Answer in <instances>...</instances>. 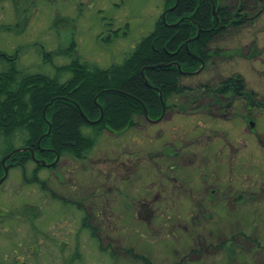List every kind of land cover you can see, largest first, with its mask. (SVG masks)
Masks as SVG:
<instances>
[{
	"label": "rangeland",
	"instance_id": "374dc122",
	"mask_svg": "<svg viewBox=\"0 0 264 264\" xmlns=\"http://www.w3.org/2000/svg\"><path fill=\"white\" fill-rule=\"evenodd\" d=\"M247 6V23L210 44L220 55L211 52V65L182 78L194 92L170 98L159 121L138 115L120 134L92 131L97 146L83 162L9 169L0 184V264H144L142 255L147 264H264V106L248 110L227 94L210 101L202 88L212 95L238 75L264 103V0ZM163 7L164 0H0V50L24 47L26 63L41 62L40 48L74 43L72 55L107 68L155 29ZM63 58L43 69L55 76ZM215 103L232 109L219 117ZM250 122L262 137L249 133Z\"/></svg>",
	"mask_w": 264,
	"mask_h": 264
},
{
	"label": "trees",
	"instance_id": "16d2710c",
	"mask_svg": "<svg viewBox=\"0 0 264 264\" xmlns=\"http://www.w3.org/2000/svg\"><path fill=\"white\" fill-rule=\"evenodd\" d=\"M238 1L231 0L230 5L223 0H164L163 11L176 5L165 22L160 17L155 29L141 38L122 62L107 68L72 55L74 43L54 52L40 48L41 62L26 63L24 47L13 53L0 50V179L4 167L11 168L13 162L33 163L37 166L34 172L44 168L35 160L51 164L58 156L55 165L65 158L83 162L97 146L96 135L132 129L137 125L134 118L144 117V108L148 118L158 119L161 100L167 108L170 97L194 92L182 85L177 70V65L182 72L200 67L188 53L201 58L205 67L211 65V52L213 56L220 53L208 50L210 44L247 23L248 0ZM54 56L66 60L55 76L48 71L49 66L43 69ZM202 88L209 97H238L245 90L238 75L221 81L212 95L208 87ZM92 131H96L95 136Z\"/></svg>",
	"mask_w": 264,
	"mask_h": 264
},
{
	"label": "flooded vegetation",
	"instance_id": "af4514ba",
	"mask_svg": "<svg viewBox=\"0 0 264 264\" xmlns=\"http://www.w3.org/2000/svg\"><path fill=\"white\" fill-rule=\"evenodd\" d=\"M32 5H30V7H31ZM170 9V8H169ZM242 9V12H246V11H244L243 9V7L241 8ZM167 11V9L165 10V11H162V13H161V17H162V21L163 22H165V18H166V15L169 13V12H166ZM213 13H214V10H213ZM185 19H187V20H189L190 18L189 17H187V18H185ZM181 21H183V19L182 20H179V21H177L175 24H172L171 26H176V25H178ZM208 50H212L213 51V49L212 48H208ZM188 55H190V58L189 59H197L198 61H199V64H200V68L203 70V68H205V63H204V61L201 59V58H196V56H194V55H191V54H189L188 53ZM193 61V60H192ZM171 66H175V62H171V63H169ZM177 70L180 72V74H181V81H182V78L183 77H191V76H193L194 74H193V72L195 71V70H188V71H185V72H182L181 71V69H180V67H179V65H177ZM241 77V76H240ZM241 79L244 81V79L241 77ZM244 88H245V90H244V92H242L243 94H241V96H238V97H234V98H238L239 100H244V103L246 104V106H247V109L248 110H252V109H256V108H259V110L261 109L260 107H262V106H264V103H255L254 102V99H255V97H253L254 96V94L251 92V91H249L248 89H247V86H246V84H245V82H244ZM174 97H176V96H174ZM174 97H170L171 99L172 98H174ZM210 101L211 100H214V98L213 97H209V96H206ZM170 98L168 99V100H170ZM222 99H226V100H228V98H225V97H221ZM160 99H162V98H160ZM219 103H221V102H219ZM219 103H215V107L217 106V107H219V117H223V116H225L224 114V112H227V111H229V110H231L232 108V105L230 106V105H228L229 103H227L225 106H223L224 104H219ZM161 104H162V113H163V111H164V108H165V105H164V102H163V100H161ZM221 107H220V106ZM263 109V108H262ZM147 114V113H146ZM261 115L262 116H264V112H262L261 113ZM261 115H259V117L261 116ZM147 117H148V115H147ZM259 117H257L259 120H260V118ZM144 118H146L145 117V114H144ZM159 119H161L160 117L158 118V119H156V122L157 121H159ZM149 121H151V122H154L155 121V119H149ZM260 122L262 123V121L260 120ZM217 123V122H216ZM226 124H228V123H226ZM262 125H263V123H262ZM249 133L250 134H252V135H258V136H261V135H259L258 134V128L255 126V124L253 125V123L252 122H250L249 123ZM214 131H215V133L213 134V135H211V136H209V140L211 141V139H214V135L216 134V130L214 129ZM238 134L239 135H242V136H244L245 135V133H242V132H238ZM262 137V136H261ZM9 165H12L11 166V168H23L26 164H20L19 162H13L12 164H9ZM10 168V169H11ZM56 168H57V165H54L53 167H50V168H48V169H50V171H54V170H56ZM35 170H37V166L35 165V168H34V171ZM33 171V172H34ZM32 175H33V173H32ZM33 178L34 179H37V176H33ZM54 194V193H53ZM55 195V194H54ZM59 195V194H58ZM60 196V198L62 199V201L63 200H69L68 198H66V197H64V196H62L61 194L59 195ZM73 202V204H74V206H75V208H77L78 209V211H79V208L80 207H82V203H80L79 202V199H78V201L77 202H75V201H72ZM83 222H85V220H84V218H83ZM83 228V229H82ZM82 228H80L81 230H84V227H82ZM77 243V247L80 245V243H78V242H76ZM36 244H38V243H36ZM77 254H79V253H77ZM141 262L143 263L144 261V264H147V259H146V257L145 256H141ZM149 262V261H148Z\"/></svg>",
	"mask_w": 264,
	"mask_h": 264
},
{
	"label": "water",
	"instance_id": "95a60500",
	"mask_svg": "<svg viewBox=\"0 0 264 264\" xmlns=\"http://www.w3.org/2000/svg\"><path fill=\"white\" fill-rule=\"evenodd\" d=\"M178 0H176V2H177ZM176 6V5H175ZM174 6V7H175ZM174 7H172V8H170V9H167V11L166 12H170V11H172L173 9H174ZM145 83L147 84V82L145 81ZM160 96V98H161V94L159 95ZM143 111H144V114H145V117H147V112H146V110L145 109H143ZM43 117H44V114H43ZM99 121V120H98ZM16 152H20V151H14L13 153H16ZM31 155H32V157L34 158V154H33V152H31ZM8 157L9 156H7L6 158H4L3 160H2V164L4 165V162L8 159ZM35 159V158H34ZM36 161V164L37 165H40V166H42V167H45V168H50V167H53L57 162H58V156L55 158V160L51 163V164H46L44 161H38V160H35ZM9 169H10V167H4V173H3V177L0 179V184H2L3 183V181L7 178V175H8V171H9Z\"/></svg>",
	"mask_w": 264,
	"mask_h": 264
}]
</instances>
